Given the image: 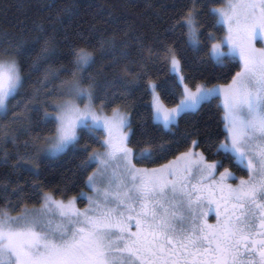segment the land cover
<instances>
[{
	"label": "snow or ice",
	"instance_id": "snow-or-ice-1",
	"mask_svg": "<svg viewBox=\"0 0 264 264\" xmlns=\"http://www.w3.org/2000/svg\"><path fill=\"white\" fill-rule=\"evenodd\" d=\"M180 7V19L170 31L185 29L186 43L196 53L204 47L201 37L207 35L209 59L220 66L239 60L242 67L226 86L208 87L195 81L190 86L173 48L164 49L174 77L168 94L176 95L178 90L179 101L168 107L159 91L162 85L149 79L143 87L151 96V120L172 132L182 116L222 94L223 138L217 134L214 141L211 137L191 139L187 151L151 169L137 167L135 160L154 161L172 145H154L147 139L139 149L129 147L131 113L119 107L112 115L104 111L121 97L108 92L99 73L89 71L96 54L87 44L73 41L64 62L54 23L51 33L44 25H36L37 34L31 37L0 32V119L8 120L12 112L11 124L19 125L13 130L25 133L30 131L23 125L26 118H34L37 126H52L50 135L25 140L23 147L32 151L17 153L15 161L5 149L0 164L11 163L15 170L38 175L42 156L56 158L72 151L85 154L79 164L82 173L97 166L84 181L93 194L81 191L78 197L67 199H57L52 192L28 196L19 184L12 187L10 180L0 181V198L6 201L0 206V264H264V47H257L264 45V0H225L220 7L215 0L211 7L201 0H188ZM205 15L211 18V28L226 29L223 37L204 31L201 17ZM78 38L91 43V37L79 34ZM99 44L105 53L114 51L116 38L100 37ZM37 45L40 50L33 58ZM143 48L141 40L139 60L129 59L125 64V70L141 80L147 73L135 65L147 64ZM122 55L127 58L129 53ZM56 60H61L59 67L53 66ZM22 61L28 64L27 73ZM41 71L31 92L17 99L33 74ZM118 79L125 85L134 82ZM56 80L58 86L53 83ZM21 106L22 111H12ZM188 135L198 136V132ZM85 136L100 148L89 151L88 143L81 145ZM0 138L7 142L9 136L5 132ZM201 144L210 155L222 154L243 166L248 178L239 177L237 185L228 183L237 179L235 173L224 167V160H209L205 151H197ZM68 190L67 183L57 189ZM37 195L42 198L40 207L25 204L18 214H11L9 209L20 207L26 196ZM11 196L16 197L15 203ZM78 198L86 199L88 207L79 209ZM212 204L218 217L215 224L207 219Z\"/></svg>",
	"mask_w": 264,
	"mask_h": 264
},
{
	"label": "trees",
	"instance_id": "trees-1",
	"mask_svg": "<svg viewBox=\"0 0 264 264\" xmlns=\"http://www.w3.org/2000/svg\"><path fill=\"white\" fill-rule=\"evenodd\" d=\"M225 0H215V6H220ZM188 0H0V32L9 33L23 32L29 37L36 35L34 28L38 24L44 25L48 32H52L51 25H56L57 38L61 41V49L64 56L62 61L68 59V51L73 41L84 46L87 44L96 54V63L90 72L99 73L101 84L107 85L108 92L121 97L115 100V103L108 104L104 111L110 114L113 109L119 107L122 111L131 113L132 132L131 143L129 147L134 150L144 146V141L152 139L155 144L172 145V147L162 154L161 158L154 161L135 160L137 166L145 168H154L166 164L175 159L181 152L189 149L190 140L199 138L205 140L211 137L214 141L217 134L223 138L224 111L220 104V99H213L210 103H205L195 113L182 116L178 126L174 131L162 130L154 124L150 117L148 107L151 96L144 91V85L148 80H155L162 87L159 89L161 98L168 107L175 106L179 101L177 94L170 96L168 89L173 84V74L169 71V58L164 49L168 46L173 48L174 53L180 60V70L187 78V83L192 86L193 81L204 83L206 86L228 85L237 71H240L238 60L226 62V66H220L209 59L208 45L211 43L207 35L201 37L204 45L199 53L190 49L186 43V30L176 27L170 31L176 20L180 19V13L183 10L180 5L186 4ZM202 3H208L213 6L214 0H201ZM70 7L71 12L65 11ZM206 12V9H203ZM204 24V31L215 32L217 38L225 35V29L211 28V18L206 15L201 17ZM79 34L85 37H91V43L78 38ZM67 36V40H65ZM115 36L116 45L114 51L105 53L100 48V37L111 38ZM141 40L144 42L143 52L147 59V64H136L141 71L146 72L144 79H137L125 70V64L129 59L139 60V51ZM43 42L41 41V44ZM151 49V55L149 54ZM40 45L32 50V57L39 53ZM124 51L129 53L126 58L122 55ZM61 60L53 63L54 67H59ZM25 73L28 71V64L23 62ZM47 66V65H45ZM113 68L115 70H113ZM43 72L34 73L32 79L17 96V99L24 97L26 93L31 92L34 82L41 78ZM118 77H124L134 82L131 85H125ZM59 85V80L53 82ZM52 86L50 85L49 88ZM44 99L43 96L40 98ZM15 104V100L12 102ZM99 104V101L96 102ZM13 112L22 111L21 108H13ZM49 111H52L49 108ZM12 112L9 113L8 120L0 119V134L7 132L9 139L5 142L0 138V159L3 158L6 149L10 155L11 161H15L17 153L20 155L32 150L25 149L23 142L31 140L32 137L40 134L47 136L51 134L52 126L47 128L37 126L33 120L25 119L23 125L30 128L25 133L14 131L19 125L11 124ZM198 132L197 135H188ZM187 137V139H184ZM103 132L99 139H103ZM89 144V151L93 148H100V144L95 141H89L85 136L80 144ZM203 150L209 160H224V167H228L235 176L245 177L246 170L243 166H237L232 161L226 159L222 154L218 156L210 155L208 149L201 144L197 151ZM84 153H73L68 151L56 158L41 157L39 160L40 170L38 175H34L24 169L15 170L11 163L8 165L0 164V181L10 180L11 186L17 184L24 187L28 196L36 192H52L57 199H67L72 196H79L81 191L89 193L85 187L86 175L91 174L95 169V164L82 173L79 164L84 158ZM223 171V167L219 169ZM33 183L40 185L39 189L32 187ZM69 185V190L64 193L57 189H64L65 184ZM13 203L16 197L11 196ZM6 201L0 198V206ZM42 203L40 196H34L31 199L25 197L20 202V207L9 209L11 214H18L26 204L29 208L38 207ZM77 205L83 206V200L77 199Z\"/></svg>",
	"mask_w": 264,
	"mask_h": 264
},
{
	"label": "rangeland",
	"instance_id": "rangeland-1",
	"mask_svg": "<svg viewBox=\"0 0 264 264\" xmlns=\"http://www.w3.org/2000/svg\"><path fill=\"white\" fill-rule=\"evenodd\" d=\"M225 2V1H224ZM224 4V3H223ZM223 4L222 5H220V6H223ZM220 6H218V7H220ZM225 32H226V29H225ZM257 47H264V45H262V44H257ZM238 62H239V64H240V70H241V67H242V63L238 60ZM221 86H225V85H221ZM210 87H212V86H210ZM219 99H220V104L222 105V100H223V96H222V94H221V96H219L218 97ZM81 106H83V104H81ZM174 107V106H173ZM223 108V107H222ZM122 111V110H121ZM223 111H224V109H223ZM108 115H112V112L110 113V114H108ZM125 131H128V129H125ZM104 135H105V133H103ZM174 160V159H173ZM173 160H171V161H173ZM168 163V162H167ZM166 163V164H167ZM96 167L97 166H95V169H96ZM137 167H141V166H137ZM158 167H160V166H158ZM158 167H154V168H158ZM94 169V170H95ZM149 169H151V168H149ZM92 173V172H91ZM192 183L193 184H195L196 183V180H193L192 181ZM88 189V191H89V194H93V189H91V188H87ZM83 200V206L82 207H79L78 205H77V207L79 208V209H81V210H83V209H85L86 207H88V201L86 200V199H82ZM42 204V203H41ZM41 206V205H40ZM40 206H38V207H40ZM221 209H223V205H221ZM212 211H214V213L216 214V205L215 204H212V210L210 211V213L212 212ZM12 215H16V214H12ZM56 219H59V216H58V214H57V216H56Z\"/></svg>",
	"mask_w": 264,
	"mask_h": 264
},
{
	"label": "flooded vegetation",
	"instance_id": "flooded-vegetation-1",
	"mask_svg": "<svg viewBox=\"0 0 264 264\" xmlns=\"http://www.w3.org/2000/svg\"><path fill=\"white\" fill-rule=\"evenodd\" d=\"M248 176H249V172L246 171V176L243 178H248ZM236 177H237V179H231L228 181V183L233 184V185L239 184V179H238L239 177L238 176H236ZM217 178H218V173H217ZM207 219H208L209 223L215 224L217 222L218 217L214 213V211H212L211 213H210V211H208L207 212Z\"/></svg>",
	"mask_w": 264,
	"mask_h": 264
}]
</instances>
